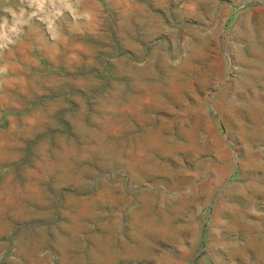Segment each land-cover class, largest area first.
I'll list each match as a JSON object with an SVG mask.
<instances>
[{
  "label": "rangeland",
  "instance_id": "rangeland-1",
  "mask_svg": "<svg viewBox=\"0 0 264 264\" xmlns=\"http://www.w3.org/2000/svg\"><path fill=\"white\" fill-rule=\"evenodd\" d=\"M0 264H264V0H0Z\"/></svg>",
  "mask_w": 264,
  "mask_h": 264
}]
</instances>
